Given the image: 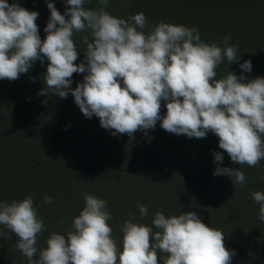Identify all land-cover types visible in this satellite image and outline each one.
I'll use <instances>...</instances> for the list:
<instances>
[{"label": "clouds", "instance_id": "9594fccd", "mask_svg": "<svg viewBox=\"0 0 264 264\" xmlns=\"http://www.w3.org/2000/svg\"><path fill=\"white\" fill-rule=\"evenodd\" d=\"M46 2L50 17L42 40L37 11L16 0H0V80L15 81L35 61L46 59L45 87L38 95L66 98L70 92L81 113L97 117L114 136L132 138L160 121L163 130L188 138L214 133L219 148L240 166L254 168L264 160V77L248 79L229 71L217 79L225 58L229 65L240 59L230 35L218 46L203 41L195 26L159 21L149 27L143 12L127 19L110 14L109 0H98L95 9L86 7L89 0H66L63 14L51 0ZM82 33H87L80 36L86 63L77 64L80 50L74 36ZM252 67L250 60L240 64L245 72ZM74 73L86 75L72 89ZM223 159L214 153L213 175L227 176L243 187L244 171L220 166ZM251 195L264 222V192ZM83 199L71 230L50 233L44 247H38V239L45 223L33 198L0 201V237L5 236L3 229L13 233L28 264H231L235 255L227 249L223 231L203 223L194 211L166 216L157 210L150 225L130 213L118 246L107 201L88 193ZM43 201L50 204L53 198L44 195ZM137 209L147 218L144 204L138 203Z\"/></svg>", "mask_w": 264, "mask_h": 264}, {"label": "trees", "instance_id": "16d2710c", "mask_svg": "<svg viewBox=\"0 0 264 264\" xmlns=\"http://www.w3.org/2000/svg\"><path fill=\"white\" fill-rule=\"evenodd\" d=\"M111 1L113 4L107 8L110 14L119 7L126 18L143 12L149 27L159 21L192 27V21L199 18L195 25L201 37L207 42L218 41L214 28L202 34L211 21L215 22L217 2L223 0H129L130 7L124 0ZM16 2L39 13L36 23L41 39H45L50 17L46 0ZM51 2L64 13L66 0ZM239 3L241 9L251 10L250 15L264 8V0ZM86 7L97 8L98 0H89ZM223 7L228 16L231 11ZM84 34L74 36L80 50L77 64L86 63V45L80 43ZM253 59L255 67L262 69L263 60L256 56ZM223 63H228L226 58ZM47 65L46 59L43 63L37 60L19 79L0 80V201H19L29 195L33 198L45 223L38 247L46 246L50 233L66 234L71 230L73 218L85 205L83 195L88 193L107 201L113 215L109 224L118 246L122 247L120 229L130 213L138 222L150 225L157 210L166 216L194 211L203 223L223 231L227 249L235 252L231 264H264V222L258 219L259 205L251 195L264 192V180L260 179L264 176V160L254 168L240 166L219 148L214 133L209 132L206 138H188L163 130L160 121L154 129L137 131L132 138L127 134L114 136L112 130L100 126L97 117H85L70 92L66 98L38 95L45 87ZM84 75L73 74L72 89ZM165 114L166 106L162 104L161 115ZM215 152L224 157L220 166L241 167L246 176L243 187L227 176L213 175ZM44 195L52 197L53 202L44 203ZM138 203L148 208L147 218L140 217ZM3 230L0 264H28L15 246L17 238Z\"/></svg>", "mask_w": 264, "mask_h": 264}, {"label": "rangeland", "instance_id": "374dc122", "mask_svg": "<svg viewBox=\"0 0 264 264\" xmlns=\"http://www.w3.org/2000/svg\"><path fill=\"white\" fill-rule=\"evenodd\" d=\"M8 3H13L14 0H7ZM112 1L109 0V4ZM89 3V2H88ZM215 3V1L213 2ZM119 5H124V3H118ZM149 6H152L151 2H148ZM220 4V5H219ZM127 7H130V1L127 0L126 4ZM229 5H232L231 9H229ZM218 6V17L216 18L215 22H210L209 28H204V33L211 32L213 30L216 31V37L218 36V41L216 42L218 46H223V38L226 35L231 36V44L238 45V53L237 55H240V59L232 64L229 65V63H222L226 64L223 65L224 68H222V64L217 68V79L222 78L228 74L229 71L234 72L235 74L247 76L248 79H254L256 77H264V65L261 64V67H255L253 64V58L256 56L259 59L261 58L264 63V8L258 9L254 11L250 15L248 12L251 10H243L240 8L239 0H223L222 3L217 2ZM223 6H227L226 9L230 10L231 12L228 13V16L225 14L226 12L223 11ZM92 7H94L92 5ZM193 11L196 10V8L192 7ZM113 15L122 17L124 19H127L124 12H121L120 7L117 8ZM123 16H122V15ZM226 15V16H225ZM257 15V17H255ZM199 18H196L192 21L191 25L192 27L197 26ZM263 33V36H259V32ZM260 34V33H259ZM201 36V34H200ZM220 38H222V42L220 41ZM201 39L205 42H207L203 37ZM260 56V57H259ZM245 60H250L252 63V71L251 72H245L240 68V64H242ZM261 63V61H260Z\"/></svg>", "mask_w": 264, "mask_h": 264}]
</instances>
